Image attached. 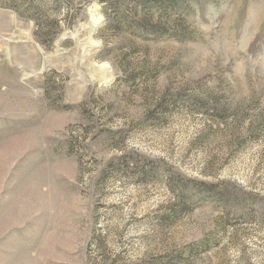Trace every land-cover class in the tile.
I'll use <instances>...</instances> for the list:
<instances>
[{"label": "rangeland", "instance_id": "1", "mask_svg": "<svg viewBox=\"0 0 264 264\" xmlns=\"http://www.w3.org/2000/svg\"><path fill=\"white\" fill-rule=\"evenodd\" d=\"M169 1L0 0V264H264V0Z\"/></svg>", "mask_w": 264, "mask_h": 264}, {"label": "bare ground", "instance_id": "2", "mask_svg": "<svg viewBox=\"0 0 264 264\" xmlns=\"http://www.w3.org/2000/svg\"><path fill=\"white\" fill-rule=\"evenodd\" d=\"M95 13H93V15H94ZM100 18L95 14L94 15V20H96L97 22H98V20H99ZM95 22V21H94Z\"/></svg>", "mask_w": 264, "mask_h": 264}, {"label": "trees", "instance_id": "3", "mask_svg": "<svg viewBox=\"0 0 264 264\" xmlns=\"http://www.w3.org/2000/svg\"><path fill=\"white\" fill-rule=\"evenodd\" d=\"M170 2V4H173L174 2H173V0H171V1H169Z\"/></svg>", "mask_w": 264, "mask_h": 264}]
</instances>
